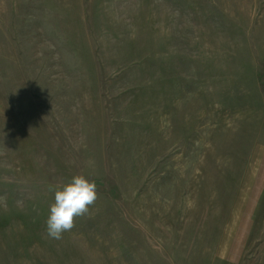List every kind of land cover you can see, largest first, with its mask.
<instances>
[{
	"label": "rangeland",
	"instance_id": "rangeland-1",
	"mask_svg": "<svg viewBox=\"0 0 264 264\" xmlns=\"http://www.w3.org/2000/svg\"><path fill=\"white\" fill-rule=\"evenodd\" d=\"M0 264H264V0H0Z\"/></svg>",
	"mask_w": 264,
	"mask_h": 264
},
{
	"label": "clouds",
	"instance_id": "clouds-1",
	"mask_svg": "<svg viewBox=\"0 0 264 264\" xmlns=\"http://www.w3.org/2000/svg\"><path fill=\"white\" fill-rule=\"evenodd\" d=\"M54 200L49 205L46 232L60 239L62 234L74 226V217L83 215L97 198V186L83 174H77L59 187L52 189Z\"/></svg>",
	"mask_w": 264,
	"mask_h": 264
}]
</instances>
